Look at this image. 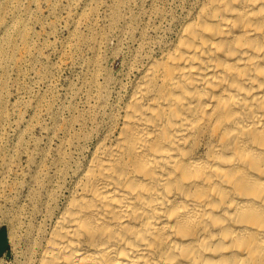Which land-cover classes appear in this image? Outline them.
<instances>
[{"label": "bare ground", "instance_id": "obj_1", "mask_svg": "<svg viewBox=\"0 0 264 264\" xmlns=\"http://www.w3.org/2000/svg\"><path fill=\"white\" fill-rule=\"evenodd\" d=\"M0 29L4 73L26 28ZM156 44L84 158L34 178L24 246L19 214L7 232L13 264H264V0H192Z\"/></svg>", "mask_w": 264, "mask_h": 264}, {"label": "rangeland", "instance_id": "obj_2", "mask_svg": "<svg viewBox=\"0 0 264 264\" xmlns=\"http://www.w3.org/2000/svg\"><path fill=\"white\" fill-rule=\"evenodd\" d=\"M192 0H21L0 21L26 28L0 73V264H13L7 232L14 215L19 249L34 178L81 161L101 112L117 95L129 63L170 40ZM23 25H22V24ZM0 29V38L3 37ZM97 118V119H95Z\"/></svg>", "mask_w": 264, "mask_h": 264}, {"label": "water", "instance_id": "obj_3", "mask_svg": "<svg viewBox=\"0 0 264 264\" xmlns=\"http://www.w3.org/2000/svg\"><path fill=\"white\" fill-rule=\"evenodd\" d=\"M4 246H5V243H4V240H3V234L0 231V252L2 251V249L4 248Z\"/></svg>", "mask_w": 264, "mask_h": 264}]
</instances>
